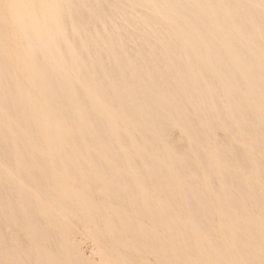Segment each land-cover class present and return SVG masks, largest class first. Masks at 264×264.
I'll return each instance as SVG.
<instances>
[{"label":"bare ground","instance_id":"obj_1","mask_svg":"<svg viewBox=\"0 0 264 264\" xmlns=\"http://www.w3.org/2000/svg\"><path fill=\"white\" fill-rule=\"evenodd\" d=\"M0 264H264V0H0Z\"/></svg>","mask_w":264,"mask_h":264}]
</instances>
